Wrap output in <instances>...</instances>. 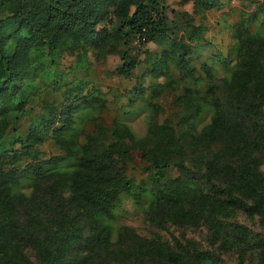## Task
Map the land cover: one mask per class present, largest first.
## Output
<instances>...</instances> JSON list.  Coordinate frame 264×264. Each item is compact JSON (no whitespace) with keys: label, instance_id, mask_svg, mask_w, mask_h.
<instances>
[{"label":"trees","instance_id":"obj_1","mask_svg":"<svg viewBox=\"0 0 264 264\" xmlns=\"http://www.w3.org/2000/svg\"><path fill=\"white\" fill-rule=\"evenodd\" d=\"M193 1L199 10L219 4ZM164 8L161 0H0V264L30 263L26 247L44 264H229L215 250L176 235L172 241L148 237L124 224L114 233V208L139 188L150 194L145 216L153 225L205 226L210 245L235 252L232 264H264V232L234 218L242 211L264 231V0L252 12H262V28L235 29L233 68L203 88L177 35L180 26ZM103 21L110 28H98ZM190 25L184 29L197 39L201 29ZM95 39L119 54L123 74L139 62L131 40L169 43L162 55L191 81L174 97L187 129H176L170 118L152 120L142 136L117 120L77 129L74 109L88 105L93 92L83 94V80L70 86L50 65L63 53L85 56ZM160 72L169 80L159 87L171 85L169 66ZM51 83L64 86L63 97L40 98L41 87ZM37 99L40 111L34 110ZM206 105L210 119L195 129L193 120ZM25 115L46 117L61 157L73 160L69 168L44 170L58 158H38L42 137L35 126L7 135ZM133 150L145 161L139 184L127 173ZM24 157L33 160L23 163ZM28 174L32 187L24 192L17 185Z\"/></svg>","mask_w":264,"mask_h":264},{"label":"rangeland","instance_id":"obj_2","mask_svg":"<svg viewBox=\"0 0 264 264\" xmlns=\"http://www.w3.org/2000/svg\"><path fill=\"white\" fill-rule=\"evenodd\" d=\"M262 0H219L216 6L203 10L194 4L193 0H161L164 13L169 18H173L180 26L178 36H183V40L188 45V55L196 68V73L200 77L198 87L203 88L209 79L219 82L223 77L229 75L234 66L235 56L233 51L234 32L237 27L243 28L249 24L255 29L260 25L262 12L258 11L253 17L252 12L255 6ZM194 24L201 29L197 39L190 38L192 32L187 33L184 29ZM109 24L106 21L97 25L98 28ZM262 28V26H261ZM264 31V25H263ZM112 32V31H111ZM172 37V36H171ZM99 39H95L93 44H88L85 56L79 57L75 53H63L56 63L50 65V69L55 75L58 71L64 73V77L73 82L83 80L85 82L83 94L92 90V97H88V105L82 102L74 109L77 129L82 127L85 131H91L95 120H101L106 124H111L114 120L121 121L129 125L137 136H142L148 130L152 120L158 121L172 119L176 129L180 127L187 129L188 123L184 117L178 113L179 106L176 105L174 97L182 91L183 86L191 84L188 76H180L181 70L172 61L171 56H163V49L170 51L171 46L166 42L148 41L138 44L137 40H131V54H137L139 62L134 66L129 74L117 71L121 63L117 52L109 51V44L98 47ZM121 43L118 47H122ZM152 54L153 56H150ZM165 66H169L174 78L171 85L160 88L159 84L166 83L169 78L161 73ZM211 75H208V71ZM158 73L155 76V73ZM51 78V77H50ZM64 86L56 87L54 84H47L41 87L40 98L59 99ZM153 90H158L154 92ZM91 104H96L93 107ZM42 101L37 99L34 107L35 111L41 110ZM210 106H205L193 120L195 129H199L202 124L210 119ZM42 116L25 115L14 125L7 129V135L12 136L22 133L27 126H35L36 133L40 135L41 142L37 144L40 159L57 157L56 163L44 164V170L49 168L67 169L73 164V160L62 158V148L55 142L50 133L51 128H47ZM49 120V117H48ZM48 122V121H47ZM56 124V119L52 125ZM76 129V130H77ZM75 130V132H76ZM193 131V130H192ZM70 133V132H69ZM64 132V134H69ZM18 147V143L14 145ZM60 157V158H59ZM33 160L31 157H24L22 162L27 163ZM145 161L140 157L137 150H133V161L127 167V173L132 176L135 183H140L145 176L142 170ZM264 172V162L260 165ZM28 174L21 178L17 187L24 192H28L32 187L31 177ZM150 200V194L146 190H135L134 193H124L119 204L113 210V217L110 222L115 230L119 225H129L139 234L144 236H160L162 239L172 241V235L183 240L195 241L201 247L215 250L221 258L232 264L236 261V254L232 249H221L210 245L206 238L205 226L181 227L170 225L168 229H161L153 225L145 216V208ZM234 218L251 227L254 232H264L257 219L248 218L242 211H236ZM235 250V249H234ZM26 255L30 261L27 264H44L30 247L25 248Z\"/></svg>","mask_w":264,"mask_h":264}]
</instances>
